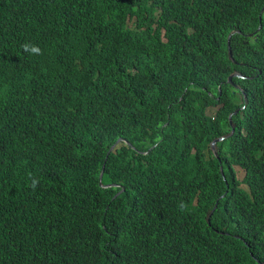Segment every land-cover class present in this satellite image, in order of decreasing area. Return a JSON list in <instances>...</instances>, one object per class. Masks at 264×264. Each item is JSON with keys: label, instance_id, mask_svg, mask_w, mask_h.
Masks as SVG:
<instances>
[{"label": "trees", "instance_id": "1", "mask_svg": "<svg viewBox=\"0 0 264 264\" xmlns=\"http://www.w3.org/2000/svg\"><path fill=\"white\" fill-rule=\"evenodd\" d=\"M263 9L0 0V264H264Z\"/></svg>", "mask_w": 264, "mask_h": 264}, {"label": "water", "instance_id": "2", "mask_svg": "<svg viewBox=\"0 0 264 264\" xmlns=\"http://www.w3.org/2000/svg\"><path fill=\"white\" fill-rule=\"evenodd\" d=\"M263 11H264V9H263ZM260 28H261V26H260ZM259 28V29H260ZM234 34H231L230 36H229V53H230V58L231 59H233V57H232V50H231V47H230V43H231V38H232V36H233ZM233 77H241V78H243L241 75H239V74H233V75H231L230 76V81H231V79L233 78ZM245 109V107L242 109V110H244ZM239 114V111H237V112H235L232 116H235V115H238ZM232 116L230 117V121L232 120ZM233 132H234V130H233ZM226 139V137H222V138H219V139H217V140H215L212 144H211V148H212V150L216 153V145H217V143L218 142H221V141H223V140H225ZM112 185V184H111ZM212 215V214H211Z\"/></svg>", "mask_w": 264, "mask_h": 264}, {"label": "clouds", "instance_id": "3", "mask_svg": "<svg viewBox=\"0 0 264 264\" xmlns=\"http://www.w3.org/2000/svg\"><path fill=\"white\" fill-rule=\"evenodd\" d=\"M228 43H229V39H228ZM23 47H24V49H25V51H28L30 54H41V49L38 47V46H36V45H31V44H28V43H26L25 45H23ZM234 61V60H233ZM233 74H235V73H233ZM232 74V75H233ZM236 74H238V73H236ZM239 75H241L240 73H239ZM242 76V75H241ZM243 77V76H242ZM234 78V77H233ZM238 78H241V77H238ZM244 78V77H243ZM231 81H232V79H231ZM231 81H230V77H229V83L231 84ZM245 110V109H244ZM231 123L233 124V122H232V120H231ZM233 132V131H232ZM227 138V137H226ZM122 142V141H121ZM215 153V152H214ZM216 154V153H215ZM112 185H115L114 183H111ZM111 184H109V185H105L106 187H109V186H112ZM33 186H35V182L33 183Z\"/></svg>", "mask_w": 264, "mask_h": 264}, {"label": "rangeland", "instance_id": "4", "mask_svg": "<svg viewBox=\"0 0 264 264\" xmlns=\"http://www.w3.org/2000/svg\"><path fill=\"white\" fill-rule=\"evenodd\" d=\"M240 176H242V173H240Z\"/></svg>", "mask_w": 264, "mask_h": 264}, {"label": "flooded vegetation", "instance_id": "5", "mask_svg": "<svg viewBox=\"0 0 264 264\" xmlns=\"http://www.w3.org/2000/svg\"><path fill=\"white\" fill-rule=\"evenodd\" d=\"M232 124V123H231ZM232 126H233V124H232Z\"/></svg>", "mask_w": 264, "mask_h": 264}]
</instances>
